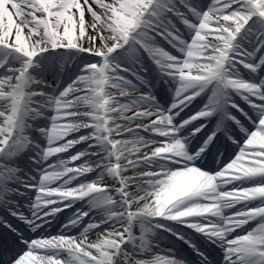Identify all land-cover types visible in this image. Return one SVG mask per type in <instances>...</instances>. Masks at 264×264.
<instances>
[{"label": "snow or ice", "instance_id": "snow-or-ice-1", "mask_svg": "<svg viewBox=\"0 0 264 264\" xmlns=\"http://www.w3.org/2000/svg\"><path fill=\"white\" fill-rule=\"evenodd\" d=\"M0 264H264V0H0Z\"/></svg>", "mask_w": 264, "mask_h": 264}, {"label": "bare ground", "instance_id": "bare-ground-1", "mask_svg": "<svg viewBox=\"0 0 264 264\" xmlns=\"http://www.w3.org/2000/svg\"><path fill=\"white\" fill-rule=\"evenodd\" d=\"M249 23H251V21L249 22ZM241 43H244V41H241ZM41 75L43 76V78L44 79H46L47 81H49V83H53V80H52V78H51V74H44V73H41ZM74 78V77H73ZM49 91H51V89H48ZM155 91V94H156V96H157V93H156V90H154ZM169 99L168 100H160L159 98H158V96H157V99L162 103V104H166V103H170L171 102V97H168ZM33 123L34 124H36L37 126H39V127H43L45 124H42L41 122H39L38 120L37 121H33ZM37 142L38 143H44V139L42 138V137H39L38 139H37ZM52 159V158H51ZM230 159V158H229ZM228 159V160H229ZM24 160V159H23ZM53 160V159H52ZM228 160H227V162H228ZM227 162H225V163H227ZM21 164H22V161H21ZM24 164H31L30 162L29 163H24ZM22 166H23V169H24V172H26L27 171V168L22 164ZM71 166V165H70ZM197 166H199V165H197ZM218 166V165H217ZM217 166H216V168H217ZM223 166V164H220L219 165V167H222ZM37 167H39V165H37L36 166V168ZM202 170H206V169H202ZM27 172H29V174L30 175H33V176H36L37 177V179H38V173L36 172V171H34V169H32V171L30 172V171H27ZM228 211H231V209H227V211L226 212H228ZM64 221L62 220L61 221V223H63ZM160 223H162L163 225H165L166 227H171L172 225H174L175 223L174 222H171V221H167V220H161L160 221ZM184 226L183 225H179V227H178V229H180V228H183ZM159 230H162L163 232H166V231H164L163 229H159ZM53 234H55L54 232H53ZM73 234H76V232H73ZM155 239H156V237H155ZM157 240V239H156ZM159 243H160V246L162 247V248H168V247H172L173 248V246H171V244H169V243H167V242H164L163 241V239L161 240V241H159Z\"/></svg>", "mask_w": 264, "mask_h": 264}, {"label": "rangeland", "instance_id": "rangeland-1", "mask_svg": "<svg viewBox=\"0 0 264 264\" xmlns=\"http://www.w3.org/2000/svg\"><path fill=\"white\" fill-rule=\"evenodd\" d=\"M203 1H205V0H203ZM205 3H206V2H205ZM61 81H62V76L59 75V81H58V84L61 83Z\"/></svg>", "mask_w": 264, "mask_h": 264}]
</instances>
